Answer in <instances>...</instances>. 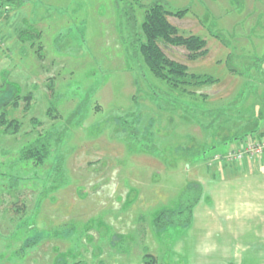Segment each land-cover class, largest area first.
Masks as SVG:
<instances>
[{"label": "rangeland", "instance_id": "obj_1", "mask_svg": "<svg viewBox=\"0 0 264 264\" xmlns=\"http://www.w3.org/2000/svg\"><path fill=\"white\" fill-rule=\"evenodd\" d=\"M128 1L138 32L154 1L187 9L167 19L206 54L161 47L217 81L150 73L126 0H0V264H237L208 248L201 167L264 127V0ZM64 127L43 164L20 159Z\"/></svg>", "mask_w": 264, "mask_h": 264}, {"label": "crops", "instance_id": "obj_2", "mask_svg": "<svg viewBox=\"0 0 264 264\" xmlns=\"http://www.w3.org/2000/svg\"><path fill=\"white\" fill-rule=\"evenodd\" d=\"M204 165L201 185L208 203L202 214L208 219L203 226L209 242L214 237L208 244L211 255L221 256L224 249L223 256L232 254L237 264H264V152L241 162L206 161Z\"/></svg>", "mask_w": 264, "mask_h": 264}, {"label": "trees", "instance_id": "obj_3", "mask_svg": "<svg viewBox=\"0 0 264 264\" xmlns=\"http://www.w3.org/2000/svg\"><path fill=\"white\" fill-rule=\"evenodd\" d=\"M126 3L125 9L129 12L128 29L130 30V40L132 44L136 45L134 54L136 56L138 53L140 54L150 73L164 81L171 88H182L181 90L183 91L188 87L201 86L203 84L210 85L217 81V78L211 75L196 74L188 71L186 65L168 58L161 47L162 45L183 47L187 50L188 57L191 59H196L206 54V42L202 37L195 34L187 36L179 34L177 27L172 25L167 19V16L180 18L187 12V9L173 11L167 9L164 4L154 1L144 7V14L138 32L135 27L133 6L128 0H126ZM213 114L216 113L213 112ZM213 120L215 121V118ZM64 129L65 127L60 132L55 133L57 136L55 139L48 134L39 136L31 141L20 150V159L29 160L34 165L43 164L44 158L50 152L51 145L60 140V135L64 132ZM256 132H258V134H255L256 136L263 133V131L260 132L258 128H255V130L240 134L239 137L233 136L231 140L222 139L210 147L215 148L218 144L234 140L240 143L246 138V134L250 133L253 135ZM62 164L63 161H58L54 171L61 170ZM195 199L193 200L194 202L196 201ZM182 211L177 213H182ZM161 215L165 216L162 213Z\"/></svg>", "mask_w": 264, "mask_h": 264}, {"label": "built area", "instance_id": "obj_4", "mask_svg": "<svg viewBox=\"0 0 264 264\" xmlns=\"http://www.w3.org/2000/svg\"><path fill=\"white\" fill-rule=\"evenodd\" d=\"M264 152V131L258 136L248 135L238 148H232L218 154L216 158L223 157L227 162H241L245 157H253ZM212 163V162H211Z\"/></svg>", "mask_w": 264, "mask_h": 264}]
</instances>
